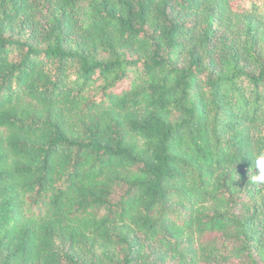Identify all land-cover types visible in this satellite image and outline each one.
Wrapping results in <instances>:
<instances>
[{"label": "trees", "instance_id": "1", "mask_svg": "<svg viewBox=\"0 0 264 264\" xmlns=\"http://www.w3.org/2000/svg\"><path fill=\"white\" fill-rule=\"evenodd\" d=\"M264 0H0V264H264Z\"/></svg>", "mask_w": 264, "mask_h": 264}, {"label": "clouds", "instance_id": "2", "mask_svg": "<svg viewBox=\"0 0 264 264\" xmlns=\"http://www.w3.org/2000/svg\"><path fill=\"white\" fill-rule=\"evenodd\" d=\"M251 169L254 174L251 176L253 183L264 184V151H259L251 157Z\"/></svg>", "mask_w": 264, "mask_h": 264}]
</instances>
